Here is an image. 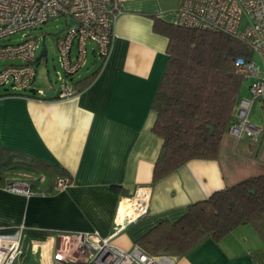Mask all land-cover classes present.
I'll list each match as a JSON object with an SVG mask.
<instances>
[{
    "label": "crops",
    "instance_id": "obj_1",
    "mask_svg": "<svg viewBox=\"0 0 264 264\" xmlns=\"http://www.w3.org/2000/svg\"><path fill=\"white\" fill-rule=\"evenodd\" d=\"M116 1L120 12L110 53L102 61L91 51L94 67L74 78L73 85L97 72L77 94L59 98L56 92L44 97L29 95L30 91L4 94L11 89H0V143L56 164L71 177L68 186L50 193L24 195L0 185V232L21 228L22 252L14 264H27V252L37 246L45 264L55 263L60 232L97 231L129 250L157 219L174 221L189 203L264 173V146L253 147L226 130L216 158L189 159L152 183L162 144L152 131V103L167 63L168 44L167 36L154 29L153 17L174 22L179 0L170 18L160 0ZM248 95V89L240 91V96ZM258 101L264 108V101ZM256 102L249 115L253 122ZM17 170L8 179L30 180L41 191L50 185L47 174ZM141 186L150 191L148 212L113 234L120 199ZM126 202L124 198L119 215ZM172 257L174 264H264V238L251 223H241L218 239L206 236Z\"/></svg>",
    "mask_w": 264,
    "mask_h": 264
},
{
    "label": "built area",
    "instance_id": "obj_2",
    "mask_svg": "<svg viewBox=\"0 0 264 264\" xmlns=\"http://www.w3.org/2000/svg\"><path fill=\"white\" fill-rule=\"evenodd\" d=\"M119 12L116 0H0V60H19V63L0 66V88L24 93L33 87L39 40L29 31L50 17L65 15L68 21L55 42L60 65V69H56V79L60 84L58 88L50 86V89L59 98L77 94L79 90L73 85L72 78L87 62L88 42L92 44V52L104 61L112 47ZM176 12V24L229 33L249 47L252 53L249 58L237 56L234 60L236 71L243 79L250 80L249 95L238 98L234 120L227 131L236 138L247 139L253 147L264 143V125L249 118L253 103L264 101V0H179ZM18 32L21 33L19 40H7ZM254 54L260 58L261 66H257ZM45 90L49 88H36L35 94L47 97ZM70 181V175H58L53 189H64ZM2 186L24 195L44 192L35 189L30 180L11 179ZM124 198L126 207L119 216ZM149 199V189L142 186L131 196L122 197L113 234L145 215ZM56 234L55 263L46 264H174L172 255L149 254L138 245L126 250L114 244L110 236H102L97 231ZM21 252V228L11 233L0 232V264H14Z\"/></svg>",
    "mask_w": 264,
    "mask_h": 264
},
{
    "label": "trees",
    "instance_id": "obj_3",
    "mask_svg": "<svg viewBox=\"0 0 264 264\" xmlns=\"http://www.w3.org/2000/svg\"><path fill=\"white\" fill-rule=\"evenodd\" d=\"M153 27L167 36L168 44L167 63L152 103V131L162 138L152 183L189 159L218 156L243 80L234 60L252 55L242 40L222 31L182 26L156 15ZM96 72L77 81L76 88L83 89ZM36 88L28 89L29 95L38 96ZM4 94L20 93L11 89ZM21 168L49 175L47 193L54 191L56 176L67 174L56 164L0 143V185ZM241 223H251L264 238V173L247 176L189 203L174 221L157 219L135 243L149 254L182 255L206 236L218 239Z\"/></svg>",
    "mask_w": 264,
    "mask_h": 264
},
{
    "label": "rangeland",
    "instance_id": "obj_4",
    "mask_svg": "<svg viewBox=\"0 0 264 264\" xmlns=\"http://www.w3.org/2000/svg\"><path fill=\"white\" fill-rule=\"evenodd\" d=\"M178 0H160V5L164 10H168L169 14H167V17L170 18L173 16L172 10L177 5ZM68 21V17L65 15H58L50 17L48 20H46L44 23L36 26L35 28L30 29V34L35 35L39 40V47L36 51L38 54L42 37L44 36V41L47 49V58L41 57L40 60L35 61V69H36V77L33 82V85L36 87H47V86H54L55 88H58L60 81L56 79V69H60L59 61H58V52L56 49V39L58 36H60L61 32L56 33L61 28H64L66 26V23ZM243 25V22H242ZM21 38V33H15L9 36L7 40L11 42H16ZM6 40V39H5ZM92 44L88 42V48L89 53L87 55V66H83L80 71L73 76V78H77L78 75H82L83 73L87 72V69H91L94 67L90 64V60L92 59ZM253 58L256 60L257 66H261L262 62L260 58L257 56V54L253 55ZM6 63H19L18 59L15 60H9V59H2L0 60V66ZM88 67V68H87ZM250 83L249 79H243L241 83V91L243 93L247 92L248 85ZM3 89V88H0ZM249 94V92H248ZM255 103L257 106L254 108L252 112L253 119H255L256 123L264 125V108H262V103L260 101L256 100ZM259 146H264V143H260ZM19 171L20 176L22 177H29L28 172H25L26 174H22V172ZM21 250H22V243H21ZM28 258H27V264H30L31 262H38V264H45V260L42 257V249L41 246H37L35 248H32L30 251L27 252ZM20 256V255H19ZM19 258V257H18ZM49 260V259H48ZM17 261V260H16ZM15 261V262H16ZM26 264V263H25Z\"/></svg>",
    "mask_w": 264,
    "mask_h": 264
},
{
    "label": "water",
    "instance_id": "obj_5",
    "mask_svg": "<svg viewBox=\"0 0 264 264\" xmlns=\"http://www.w3.org/2000/svg\"><path fill=\"white\" fill-rule=\"evenodd\" d=\"M70 23L72 22V20L69 21ZM63 29L61 28L59 31H57L56 33L61 32ZM41 57H44L45 59L47 58V49H46V45H45V41H44V36L42 37V42H41V47L40 50L38 52V54L35 57V60L38 61L41 59ZM53 93V89H49V90H45V94L46 96H51Z\"/></svg>",
    "mask_w": 264,
    "mask_h": 264
},
{
    "label": "bare ground",
    "instance_id": "obj_6",
    "mask_svg": "<svg viewBox=\"0 0 264 264\" xmlns=\"http://www.w3.org/2000/svg\"><path fill=\"white\" fill-rule=\"evenodd\" d=\"M127 203V202H126ZM126 205V204H125ZM120 206H121V204H120ZM119 210H120V207H119ZM123 215V214H122ZM122 215H119V216H122Z\"/></svg>",
    "mask_w": 264,
    "mask_h": 264
}]
</instances>
